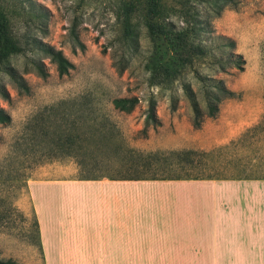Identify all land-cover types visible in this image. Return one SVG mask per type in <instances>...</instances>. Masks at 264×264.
I'll use <instances>...</instances> for the list:
<instances>
[{
	"label": "rangeland",
	"instance_id": "obj_1",
	"mask_svg": "<svg viewBox=\"0 0 264 264\" xmlns=\"http://www.w3.org/2000/svg\"><path fill=\"white\" fill-rule=\"evenodd\" d=\"M180 1L164 0V14L175 20L173 14L184 10ZM0 5L21 48L9 62L31 87V95L19 94L0 66V83L11 95L10 101L0 97V106L12 118L0 124V259L44 264L31 180L68 177L74 169L77 177L126 176L139 153L187 150L200 154L194 165L208 173L248 170L245 175L257 176L258 165L264 167V0H237L212 18L214 35L233 40L230 50L245 65L240 70L228 64L216 75L235 96L199 129L181 87L173 89L178 98L173 110L172 92L150 84L146 64L154 40L145 0H0ZM39 43L62 51L73 69L62 76L51 58L29 51ZM34 56L43 62L46 78L32 68ZM124 97L140 99L132 113L114 108L113 100ZM151 99L157 125L146 121ZM218 140L226 143L216 145ZM249 191L243 188L242 196ZM249 240L244 263L237 264H259L255 238L244 237Z\"/></svg>",
	"mask_w": 264,
	"mask_h": 264
},
{
	"label": "crops",
	"instance_id": "obj_2",
	"mask_svg": "<svg viewBox=\"0 0 264 264\" xmlns=\"http://www.w3.org/2000/svg\"><path fill=\"white\" fill-rule=\"evenodd\" d=\"M77 174L28 184L44 264H237L251 244L244 237L255 238L264 264L263 166L244 179L84 180ZM243 188L252 191L242 196Z\"/></svg>",
	"mask_w": 264,
	"mask_h": 264
},
{
	"label": "trees",
	"instance_id": "obj_3",
	"mask_svg": "<svg viewBox=\"0 0 264 264\" xmlns=\"http://www.w3.org/2000/svg\"><path fill=\"white\" fill-rule=\"evenodd\" d=\"M164 0H145L146 26L154 40V52L147 59L146 68L152 86L167 89L172 92L171 103L176 110L178 98L173 89L181 87L185 97L193 109V125L196 129L202 127L207 118H215L220 112L221 104L233 98L231 91L223 79L217 78L218 73L226 72L228 64L242 70L245 60L241 55L230 49L235 47L231 39L214 35L212 18L221 16L226 8L237 4V0H181L184 8L173 17L164 14ZM191 3V4H190ZM193 4V5H192ZM133 5V3H132ZM204 6L205 10H198ZM16 41L13 40L8 28V19L0 5V66L15 85L19 94L31 95V87L24 76L13 66L9 59L13 53L19 52ZM37 54L47 55L57 65L60 75H67L73 64L62 51L39 43L29 50ZM32 68L43 78L48 76L43 62L37 56L31 59ZM213 73V74H210ZM198 86V87H197ZM197 87V88H196ZM201 96V98H200ZM0 97L10 101L11 95L5 85L0 83ZM147 124H159L156 112V101L151 99ZM137 97L116 98L114 108L120 112L132 113L139 105ZM201 102L204 103L202 106ZM11 116L0 106V124L9 125ZM60 146V145H57ZM197 151H171L169 153L138 154L135 157L133 169L129 175L120 177L84 175L80 179L98 180L103 178L121 180H220L244 179V171L227 176L216 170L208 173L198 170L195 164ZM202 155V154H201ZM203 155L208 156V153ZM57 157L51 156L50 158ZM85 162L82 161V168ZM85 167V166H84ZM83 172L85 170L82 169ZM248 176V175H246ZM39 245L42 249L39 232V222L36 218ZM43 254V249H42ZM0 264H14V261L0 259Z\"/></svg>",
	"mask_w": 264,
	"mask_h": 264
}]
</instances>
